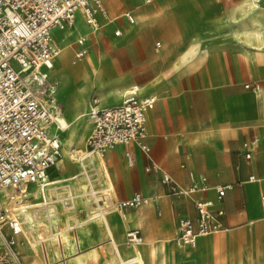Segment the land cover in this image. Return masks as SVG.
Returning <instances> with one entry per match:
<instances>
[{
    "label": "crops",
    "instance_id": "1",
    "mask_svg": "<svg viewBox=\"0 0 264 264\" xmlns=\"http://www.w3.org/2000/svg\"><path fill=\"white\" fill-rule=\"evenodd\" d=\"M144 4L142 9L138 8L139 17L144 18L149 14V19L153 22L159 21L169 25L168 28L153 27L149 32H144L146 38L143 41L146 46L151 45L150 35L165 41L163 45L161 39L156 40V50L159 53L151 54L150 61L154 64L145 72L151 73L150 76L143 74L145 56L141 52L139 42L136 43V64L137 70H142V73H137L136 70V75L116 73L117 70L112 73H100L102 83L97 84L93 75L84 73L76 84L72 82L74 76L71 74L66 79L65 76L54 72V60L52 67L48 69L50 79L57 86L56 94L60 103L62 101L59 98V90L62 83L65 84L62 93L64 108L69 104L79 103L82 100L80 95L84 94L88 101L87 108L90 109L92 97L97 96L100 99L98 87H104L108 97L106 103H101L100 106L121 103L126 91L134 84L140 86L143 95L156 94L158 97L156 103L148 110L147 135L143 139L150 147L148 151L143 149L138 141H132L109 147L103 156L94 155L96 169L101 164L104 172H110L118 193L116 197L128 198L135 191L151 196L149 203L124 209L134 223L132 227L126 226V221L118 211L110 214L113 221L116 218V233L122 234L126 230L127 234L128 229H140L144 237L141 245L144 250L149 251L150 243L174 232L172 239L180 250L184 264H264V61L257 55L258 52L255 53V49L250 57L246 53H233L222 49V29L213 28L210 22L228 9L226 0H153ZM107 7L108 16L100 17L99 14V23L95 26L103 19L109 18ZM126 11L128 10L122 13L127 19L125 22L134 26L135 14L129 10L135 17V21L131 22L125 16ZM247 14L235 16L233 12V20L239 25L238 29L244 27L241 20L243 16H248ZM80 18L89 25L85 15L78 12L75 19L77 25L74 22L72 26L75 28H64L77 35L74 40L75 60L82 58H76V52L81 47L78 42L80 37L85 38L84 45L88 52L90 49V35L82 30ZM247 23L249 25V22ZM116 29H120V34H116ZM52 34L54 35L53 29ZM114 34L117 42V36L127 35L122 24L114 28ZM110 37L112 36L106 38ZM53 38L55 41V36ZM237 38L240 44L249 46L242 38ZM122 48H125V53L121 54L129 55L130 50ZM125 66L126 69L132 67L128 63ZM134 80L140 82L132 83ZM142 84H146V87ZM93 89H96V92L90 97ZM116 91L122 92L121 98L115 96ZM80 130L82 131V127ZM50 132L59 134L62 142L64 128H59L57 123H53L50 125ZM253 137L258 138V145L253 148L252 157L248 158L244 142ZM86 145L81 149H85ZM62 157L63 155L60 157V167H56L59 164L57 162L48 169L49 179L53 181L47 186L51 194L53 189L55 192L59 186L62 191V186L70 182L65 179L59 183L57 176L68 178L74 175L75 171H82L79 161L78 169L72 168ZM57 168H60V171H57ZM164 173H169L181 186L191 183V173L199 181L202 176H206L208 188L200 189L191 195L174 194L170 185L163 181ZM252 174L256 175L257 179L249 180ZM217 183L232 185L227 189L221 203L225 210L224 229L202 236L195 248L179 247L175 241L179 218L197 214L196 200H215L217 194L214 185ZM29 186L30 200L40 199L39 194L34 191L36 184L30 183ZM61 195L65 193H60ZM78 204L81 206L83 202ZM58 206L60 220L57 221V226L65 229L73 225L75 229L69 231L77 238L78 224L86 218L87 209L75 206L73 214H69L61 208L60 203ZM28 212L34 214L33 210ZM39 213L41 214V211ZM103 224V221L98 220L88 223L93 234L86 237L88 243L81 248L99 245L101 253L105 256L100 245L102 243L111 259L117 261L113 255L115 249L111 251L110 240L113 235ZM35 233L37 232L33 234ZM20 236L24 238L22 234L18 235L19 250L23 241H20ZM80 236L82 238L81 233ZM26 246H22L24 253L20 250L25 260L32 264L30 256L26 257L27 248L32 257L42 264L30 246ZM131 249L132 246L127 244L126 255H132ZM56 254L52 260L54 262L57 260ZM67 254L71 256L69 252ZM198 257L199 260H196ZM83 258L89 259V255H84ZM75 263L69 261V264Z\"/></svg>",
    "mask_w": 264,
    "mask_h": 264
},
{
    "label": "built area",
    "instance_id": "2",
    "mask_svg": "<svg viewBox=\"0 0 264 264\" xmlns=\"http://www.w3.org/2000/svg\"><path fill=\"white\" fill-rule=\"evenodd\" d=\"M143 1L149 3L153 0ZM78 12H82L91 25L98 23L99 14L107 15L103 0H0V230L4 224L10 228V232L1 231L0 264H29L17 248L19 234L24 236L21 242L26 237L42 264H52L46 239L34 236V232L47 237L56 234L60 254L55 255L57 260L53 263L69 264L70 256L64 249L62 232L75 227L71 225L58 231L57 222L52 218L60 212L58 203L73 214L74 194L68 189L65 195L57 198L47 189L53 182L49 179L48 169L62 156L60 136L50 132L53 123L60 128L57 116L62 107L58 104L57 86L50 79L48 69L59 51L53 38V27L73 26ZM125 16L129 21H135L131 11H126ZM120 32L116 29V34ZM78 42L81 47L76 58L88 52L85 38L80 37ZM157 99L156 94L143 95L138 84L131 86L122 102L116 105L100 106V99L92 97L90 115L93 128L86 148L75 150L82 171L92 175L91 170L96 171L94 155L103 156L109 147L118 144L138 141L148 151L150 147L143 140L147 135L148 110ZM256 145L257 137L244 142L248 158L252 157ZM191 177L188 186L179 185L169 173L163 174V181L170 185L174 194L191 195L208 188L206 176L200 181L193 173ZM256 178L254 174L249 176V180ZM30 183L36 184L34 191L40 199L30 200ZM229 187L232 185L215 184V200H196L197 214L179 218L175 237L179 247L195 248L202 236L224 229L225 210L221 203ZM93 196L88 197L87 202H93ZM108 200V203L102 200L104 206L96 212H105L108 207L121 210L137 207L149 203L151 196L135 191L124 199L110 194ZM29 210H33L35 216L31 225L25 219ZM85 215L87 218V211ZM40 219H46V231H39ZM24 228L33 231L31 238ZM126 236V243L130 246L144 242L140 229H128Z\"/></svg>",
    "mask_w": 264,
    "mask_h": 264
},
{
    "label": "bare ground",
    "instance_id": "3",
    "mask_svg": "<svg viewBox=\"0 0 264 264\" xmlns=\"http://www.w3.org/2000/svg\"><path fill=\"white\" fill-rule=\"evenodd\" d=\"M120 1L121 0H110V3L112 5H117L120 3ZM252 6H253L252 0L234 1L233 2L234 15L240 16L243 13L250 12L253 10ZM140 9H142V7ZM104 16L105 15L101 14L100 17H104ZM106 16H108V11H107ZM114 19L115 18L113 17L112 20ZM227 22L228 20H227V17H225V12H221L210 23L213 24V28L215 29H222V30L225 29L223 35L226 37H229V36H232L233 34L229 29H227ZM75 24L77 25V21H75ZM89 25L87 24L83 25L82 30L90 35V37L94 40L93 44H96L97 47H95L96 51L92 57H87L80 63H77L76 62L77 60H74L71 57V54L75 47L74 45L75 36L77 35L73 34L74 32L72 33V31L69 29H64L67 27H71V28H75V27H72L70 25L68 26L64 25V27H59V26L53 27V32H54L53 37L55 36V42L59 47V51L54 57V66L62 70L68 67L73 72L72 74H74L76 77V79L74 80L76 84L79 83V81L81 80L80 77L84 73H90L91 75H93L95 79V83L97 84L102 83L101 78H100V73H106L105 69L102 66L103 60L101 56L98 55L99 53L98 48L101 51V47L104 46V44L106 43L105 36H107L108 32L111 29V26H112L111 20H104L103 24L100 23L98 25L100 30L97 29L98 26H95V25L89 26ZM125 28L128 33H133L135 31V27L130 23L128 25H125ZM56 31H64L67 35L64 37L60 34H57ZM237 34H238V37L242 38L249 45L245 47L246 55L250 57V55L252 54L251 47L253 46L262 47L260 48L258 52L259 54L264 55V51H263L264 24L260 20H258L257 18H253L252 25L247 27L246 24H244L243 28L237 30ZM262 69H264V66H262ZM142 85L144 88L146 87V84H142ZM79 90L82 91V89H79ZM98 92L101 94V98H100L102 101L101 103H104L108 98L105 93V88L98 87ZM80 96L82 100L79 103L75 105L74 104L67 105L69 108L70 114H71L70 118L65 117V116H57L60 126L65 128L64 129L65 133L63 135L62 148H61L63 159L64 160L66 159V163L69 164L72 168L75 167L77 169H78L79 163H78V160H77V157L74 151L77 148L81 149L83 148V145H86L89 131L93 127V118L90 115V112L88 113V110H87V102H88L87 98L84 96V94H81ZM115 96L117 98H121L122 92L116 91ZM81 127H82V131L80 130ZM97 156H100V155H97ZM100 161L102 162V160ZM65 179L67 181H70L69 183L67 182L68 185H63L61 189L62 191H60V186H59L60 184H57L59 187L58 189L55 190V192L53 189V193H55L57 198H60V193L62 194L67 193L69 191L67 189H70L74 194V200L76 201L75 206L85 207L87 209V213H88L87 218L79 222L78 232L85 231L88 236L90 235V232H91V229H89L88 223L93 220L103 221L104 228L109 229L113 235V239L110 240L112 243L111 251L115 249L114 250L115 254L113 255L117 260V261H113L109 255L104 256L100 251L99 245L98 246L92 245L90 247L81 248L82 246L86 245L83 239H81L79 235L77 238H75L72 231L65 230L62 232V235L64 239L65 251L71 254L69 261H71L72 263L75 261L76 262L75 264H93V263H98L101 260H103L104 264H147V262L149 264H168V262H170L171 260H174L175 264H184L183 260L181 259L182 257L180 255V251L176 250L174 245L171 243L173 241L172 238L174 236V233L171 235H166L164 237H161L160 239L155 240L154 243H150L149 251L144 250L143 247L142 249H138L137 247H135L134 248L135 251L132 252L131 256L126 255L125 249L121 248V243H119V241L117 240V237H116L117 235L113 228V222H111L109 218V213L115 208L108 207L106 208L105 212H101V213L96 212L100 206H104V205H101L102 200H105V203H108L109 202L108 198L110 197V194L112 195V197H116L118 194L116 193L117 190L115 189V186L113 184V180H112L110 172L108 174L104 172L101 164H99L98 169L94 171V177L92 175L88 176L86 174V170L85 171L77 170V172L74 173V175L72 174L68 178L57 177V180H59V183H60V180L65 181ZM77 184L79 186H77ZM77 190H80V192H76ZM91 195H94L93 196L94 201L89 203L87 201H88V197H90ZM80 201L83 202V205L81 206H79L78 204V202ZM118 212L122 215L123 219L126 221L125 222L126 226L129 225L128 227H132L133 222L130 220L128 214L124 210H121V209H118ZM42 220L43 219H40L38 221V223L40 224L39 231H42L41 229L44 227L48 229V223L47 222L43 223ZM58 220H60V212L57 215L53 216L52 218L53 222H57ZM26 221L30 225L33 221H35V216L32 212H28L26 214ZM115 221H116V218H115ZM115 221H114V224H115ZM56 227L58 231H60V226L56 225ZM24 232L27 234L29 238H31V234L33 233V231L24 228ZM33 235L46 239L51 260H53L55 253L60 254L59 253L60 245L57 241L56 234L50 237H47L46 235H43L41 232H38ZM24 244L25 242H23L22 246ZM100 245H102L103 249L105 250V247L103 246V244L100 243ZM22 246H19V248L24 253V251L22 250ZM77 247L80 249H77ZM35 248L37 247L35 246ZM84 255H89V259L83 258ZM196 260H199V257ZM30 262L32 264H39L38 261L35 259V257H31ZM53 262L54 261H51L52 264H56Z\"/></svg>",
    "mask_w": 264,
    "mask_h": 264
},
{
    "label": "rangeland",
    "instance_id": "4",
    "mask_svg": "<svg viewBox=\"0 0 264 264\" xmlns=\"http://www.w3.org/2000/svg\"><path fill=\"white\" fill-rule=\"evenodd\" d=\"M103 1H104V4L106 5V7H107V5L109 7L110 16H109L108 19H103L101 21V24H103L104 20H111V23H112L110 31L108 32L107 36H105V37H109V36H112V37L106 38V43L104 41L105 44H104V46L101 47L102 53H101L100 49L98 48V52H99L98 55L101 56V58L103 60L102 66L105 69L106 73H112L115 70H117L116 73H134L135 75L137 73H142V70H137L138 66L136 64V59L138 57L136 43L139 42L140 43L141 52H143L144 56H145L144 62H143L144 66H145L144 67L145 71H144L143 74L146 75V76H150L151 73H145V72L148 69H150V67H152V64H154V62L150 61L151 54L155 52L156 55H157L159 53V51L156 50V40H158V39L162 40V38L150 35L151 45L146 46V45H144L145 41H143V39L146 38V35L144 34V32H149L150 29H152L153 27L160 28V29L168 28L169 25H167V24H165L163 22H159V21L153 22L152 20L149 19V14L146 15V17H144V18L142 16L139 17L138 8L141 7V4H142V6L145 5L144 4L145 2H143L142 0H121L120 3L117 4V5H112L110 3V0H103ZM234 1H238V0H226V5L228 7V9L225 11V17H227V20H228L227 29H229L232 32L233 35L229 36V37H226V36L223 35L225 29L222 30V49L229 50V51H231L233 53L242 52L244 54L246 52L245 51V47L246 46H243L242 44H240V40L237 38L238 37L237 30L239 28V25L236 22H234L235 20H233V2ZM252 2H253V6H252L253 10L250 11V12H247L248 16H243V19L241 20L243 22V24H246L247 27L250 26V24L252 25L253 18H257L258 20H260L264 24V0H252ZM152 4H154V3H152ZM116 7H117V10L115 11ZM124 10H131L135 14L136 24L134 25V27H135L134 34L133 33H128L126 31L125 25H128L129 22H125V20H127V19L122 14ZM113 17L115 18L114 20H112ZM214 18H216V17H214ZM214 18H212V19H214ZM80 20H81V23H80L81 26L85 25V23L82 22L83 21L82 18H80ZM247 22H249V25H247L248 24ZM166 23H168V22H166ZM118 24L119 25L120 24L123 25L124 33L127 34L128 36L127 35H126V37L125 36H123V37L122 36H117L116 37V38H118V42H117V40L114 38L115 37L114 28L119 26ZM97 29L100 30L99 26H98ZM56 33L60 34V35H62L64 37L67 35L64 31H56ZM125 34H123V35H125ZM236 35H237V37H236ZM162 41H163V45H164L165 41L164 40H162ZM89 43H90L89 52L86 53V55H84L81 58L82 60L78 59L76 61L77 63H80L85 58L92 57L95 54V51H96L95 47H97V45L93 44L94 40L91 37L89 38ZM116 43H117V45H116ZM122 47H126V48H128L130 50L129 55H122V54L125 53V48H122ZM253 47H255V48H253ZM253 47H251V50L255 49V53L256 54L260 50V48H262V47H259V46H253ZM74 50H75V47L73 49L71 57L75 60V58H74ZM263 51H264V48H263ZM100 54H102V55H100ZM87 55H89V56H87ZM257 55H259L260 59L262 61H264V55L263 54H259V52H258ZM111 57H113L116 60L117 63H114V61H113V59ZM126 63H128L130 65V67L131 66L132 67L126 69L127 68V66H125ZM136 70H137V73H136ZM54 72L56 74L58 73V74H61V75L65 76L66 79H67L68 75L71 74L72 76H74V79H72V82H74V80L76 79L75 75L72 74L73 72L68 67L65 68L64 70H62V69H60L58 67H55V71ZM135 82H140V80H134L132 83H135ZM64 85L65 84L62 83V86L60 87V90H59V92H60L59 98L61 99L63 104L58 101L59 106L62 107V111L58 114V116H65V117L70 118L71 114H70L69 108L68 107L67 108L63 107V105H65L64 104V102H65L64 101V97L62 95ZM67 85H69V83H67ZM95 92H96V89H93L91 94H90V97ZM99 97L101 98V94H100ZM101 102H100V105H101ZM105 103H106V101L104 102V104ZM64 109H65V111H64ZM87 110H88V113H89L90 109L87 108ZM63 111H64V114H63ZM62 128H64V127H62ZM91 131H92V129H90L88 137H89ZM64 133H65V131H64ZM64 133H63V135H64ZM83 147H85V145H83ZM59 160H58V162H59ZM59 165H60V163L56 167H58ZM54 170H53V172H54ZM57 171H60V168H57ZM94 171H95L94 169L91 170L93 177H94ZM76 172L77 171H75V173ZM57 177H60V176H57ZM80 208H82V207H80ZM114 211H118V208H115L114 210H112L109 213V218H110V214L112 212H114ZM110 220H111V222H113V228H114V231L116 232V230H115L116 229V224H114V221L111 218H110ZM42 222L44 223V222H47V221L45 219H43ZM43 223H41V224H43ZM41 226H43V225H41ZM45 229L47 230V228H45V227L42 228V230H45ZM1 231L4 232V233L10 232V228H9V226L7 224H4L2 230H0V252H1V248H2ZM80 233L82 234V238L80 236ZM92 234L93 233L91 231L90 235H88V236H91ZM116 235H117L116 236L117 240L119 241V243H121V248L125 249V247L127 245V243H126V237H127L126 236V230L123 231L122 234L116 233ZM79 236H80L81 239H83L85 244L88 243V240L86 238L87 234H86L85 231H80L79 232ZM21 240H24V238L22 236H20V241ZM24 242H25V246L26 245L28 246L26 237H25V241ZM171 243L174 245L176 250L180 251L176 247V245L174 244L173 241ZM22 244H23V242H22ZM135 247H137L138 249H142L143 246L141 244H136L135 246H132L131 252L135 251L134 250ZM26 251L29 253V254L27 253L26 257L28 258V255H29L30 258H31L32 257V253L30 252V250L26 248ZM104 253H105V256L108 255L106 250H104ZM30 258H29V260H30ZM93 264H104V262H103V260H101L100 262L93 263ZM147 264H149V263L147 262ZM168 264H175V261L171 260L170 262H168Z\"/></svg>",
    "mask_w": 264,
    "mask_h": 264
}]
</instances>
